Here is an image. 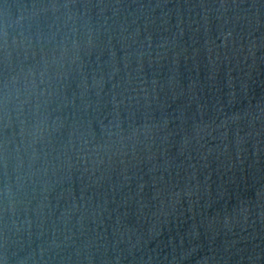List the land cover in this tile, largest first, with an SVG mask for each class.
<instances>
[{
    "label": "water",
    "instance_id": "obj_1",
    "mask_svg": "<svg viewBox=\"0 0 264 264\" xmlns=\"http://www.w3.org/2000/svg\"><path fill=\"white\" fill-rule=\"evenodd\" d=\"M5 264H264V0H0Z\"/></svg>",
    "mask_w": 264,
    "mask_h": 264
},
{
    "label": "clouds",
    "instance_id": "obj_2",
    "mask_svg": "<svg viewBox=\"0 0 264 264\" xmlns=\"http://www.w3.org/2000/svg\"><path fill=\"white\" fill-rule=\"evenodd\" d=\"M0 264H5V260L0 258Z\"/></svg>",
    "mask_w": 264,
    "mask_h": 264
}]
</instances>
